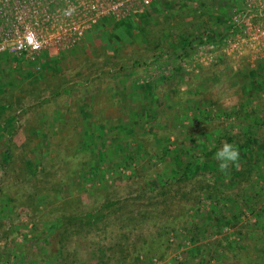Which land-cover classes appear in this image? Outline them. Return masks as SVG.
<instances>
[{
    "label": "rangeland",
    "instance_id": "374dc122",
    "mask_svg": "<svg viewBox=\"0 0 264 264\" xmlns=\"http://www.w3.org/2000/svg\"><path fill=\"white\" fill-rule=\"evenodd\" d=\"M234 2L131 0L0 58V264H264V59L218 53Z\"/></svg>",
    "mask_w": 264,
    "mask_h": 264
},
{
    "label": "built area",
    "instance_id": "2783aa9c",
    "mask_svg": "<svg viewBox=\"0 0 264 264\" xmlns=\"http://www.w3.org/2000/svg\"><path fill=\"white\" fill-rule=\"evenodd\" d=\"M234 1L218 53L234 59H264V0ZM137 2L139 11H143L153 0ZM130 3L131 0H0V55L35 59L45 50L58 52L77 45L103 17L119 14ZM200 49L216 51V46L209 41L206 51Z\"/></svg>",
    "mask_w": 264,
    "mask_h": 264
},
{
    "label": "clouds",
    "instance_id": "9594fccd",
    "mask_svg": "<svg viewBox=\"0 0 264 264\" xmlns=\"http://www.w3.org/2000/svg\"><path fill=\"white\" fill-rule=\"evenodd\" d=\"M239 149L231 143H223L214 152V158L219 162L218 166L221 171H227L231 166H235L239 160Z\"/></svg>",
    "mask_w": 264,
    "mask_h": 264
},
{
    "label": "trees",
    "instance_id": "16d2710c",
    "mask_svg": "<svg viewBox=\"0 0 264 264\" xmlns=\"http://www.w3.org/2000/svg\"><path fill=\"white\" fill-rule=\"evenodd\" d=\"M218 36V33H215V36H214V38H216ZM0 58H2V59H4V60H6V61H15V62H17V61H21V60H24V57H16V56H11V55H7V54H4V55H0ZM261 65H259L260 67H258V69L260 68V70H262V68H264V62H262V63H260ZM257 69V70H258ZM261 84L262 83H257L255 86H256V90L254 91V94L255 93H261V92H264V86H261ZM259 86H261V87H259ZM4 111L5 110V108L2 106V105H0V111ZM205 163V162H204ZM204 163H202L201 165H197L198 167L197 168H199V170H202V168L204 167ZM113 203H103V204H101L99 207H98V209L96 210V212L95 213H97V216H95V213H93V212H90V213H88V214H86L85 216H81V219H83L84 217H88L90 220H92V218L94 217L95 219H97V220H99V219H101V217H100V213H101V211H103V210H105L106 208H108L109 206H111ZM74 218H71V220H73ZM76 219H78V218H76ZM89 220V221H90ZM58 222H56L55 223V226L54 227H58ZM56 227V228H57Z\"/></svg>",
    "mask_w": 264,
    "mask_h": 264
}]
</instances>
